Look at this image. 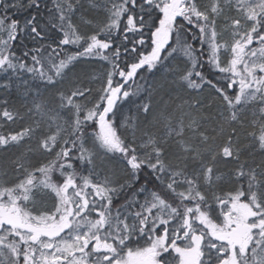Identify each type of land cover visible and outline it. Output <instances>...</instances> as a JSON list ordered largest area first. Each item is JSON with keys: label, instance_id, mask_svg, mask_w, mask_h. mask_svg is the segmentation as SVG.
Masks as SVG:
<instances>
[{"label": "snow or ice", "instance_id": "1", "mask_svg": "<svg viewBox=\"0 0 264 264\" xmlns=\"http://www.w3.org/2000/svg\"><path fill=\"white\" fill-rule=\"evenodd\" d=\"M0 264H264V0H0Z\"/></svg>", "mask_w": 264, "mask_h": 264}]
</instances>
